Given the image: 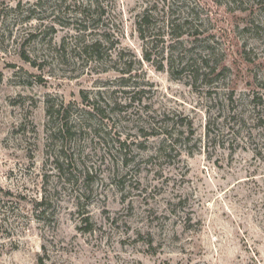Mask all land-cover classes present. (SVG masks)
Returning a JSON list of instances; mask_svg holds the SVG:
<instances>
[{"label":"rangeland","instance_id":"rangeland-1","mask_svg":"<svg viewBox=\"0 0 264 264\" xmlns=\"http://www.w3.org/2000/svg\"><path fill=\"white\" fill-rule=\"evenodd\" d=\"M264 264V0H0V264Z\"/></svg>","mask_w":264,"mask_h":264},{"label":"trees","instance_id":"trees-1","mask_svg":"<svg viewBox=\"0 0 264 264\" xmlns=\"http://www.w3.org/2000/svg\"><path fill=\"white\" fill-rule=\"evenodd\" d=\"M38 264H44V261L42 258H38Z\"/></svg>","mask_w":264,"mask_h":264}]
</instances>
